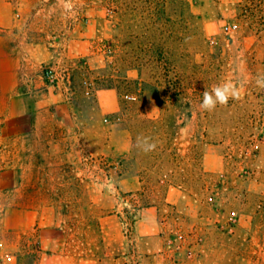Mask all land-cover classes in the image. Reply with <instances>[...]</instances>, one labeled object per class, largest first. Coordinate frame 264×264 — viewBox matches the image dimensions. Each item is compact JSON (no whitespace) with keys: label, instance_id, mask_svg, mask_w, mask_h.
I'll use <instances>...</instances> for the list:
<instances>
[{"label":"rangeland","instance_id":"1","mask_svg":"<svg viewBox=\"0 0 264 264\" xmlns=\"http://www.w3.org/2000/svg\"><path fill=\"white\" fill-rule=\"evenodd\" d=\"M9 1L16 31L47 43L72 73L75 100L91 112L113 103L104 123L123 130L120 140L108 136L105 157L92 155V142L83 165L65 164L52 174L58 188L42 190H52L61 223L74 224L75 245L82 214L91 215L93 261L99 215L122 214L130 245L151 208L164 240L157 264H264V88L255 82L264 75V0ZM225 81L240 98L201 110L203 92ZM138 136L155 150L137 148ZM30 249L18 264L42 260Z\"/></svg>","mask_w":264,"mask_h":264},{"label":"crops","instance_id":"2","mask_svg":"<svg viewBox=\"0 0 264 264\" xmlns=\"http://www.w3.org/2000/svg\"><path fill=\"white\" fill-rule=\"evenodd\" d=\"M15 21L10 1L0 0V264H18L19 254L32 251L31 243L42 257L34 264H119L124 254L131 258L127 264L138 260L142 264L145 259L157 264L164 240L156 211L148 208L135 221L130 245L123 242L122 214L99 215L103 246H96L92 261V248L85 239L90 234V213L81 217L80 247L75 245L74 224H62L64 215L53 207L58 201H53L52 190L50 195L42 191L58 188L52 174L65 164L81 163L92 142L96 143L92 155L105 157L108 136L120 140L123 130L112 121L104 123V112L114 111L113 103L109 107L94 102L91 112V107L85 109L75 100L72 73L58 64L60 59L47 43L16 31ZM48 64H58L56 83L43 77L42 67ZM96 92L113 94L109 88ZM86 188L90 203L89 182Z\"/></svg>","mask_w":264,"mask_h":264},{"label":"clouds","instance_id":"3","mask_svg":"<svg viewBox=\"0 0 264 264\" xmlns=\"http://www.w3.org/2000/svg\"><path fill=\"white\" fill-rule=\"evenodd\" d=\"M256 85L264 88V75H257ZM240 98V89L232 81H225L212 88L211 91L205 90L203 92V99L200 103V108L203 111L212 112L217 105H227L230 99L238 100ZM136 147L144 152L155 150L156 143L151 141L150 137L138 136L136 139Z\"/></svg>","mask_w":264,"mask_h":264},{"label":"built area","instance_id":"4","mask_svg":"<svg viewBox=\"0 0 264 264\" xmlns=\"http://www.w3.org/2000/svg\"><path fill=\"white\" fill-rule=\"evenodd\" d=\"M44 79L49 83H56L58 80L57 71L52 67H43L42 69Z\"/></svg>","mask_w":264,"mask_h":264}]
</instances>
